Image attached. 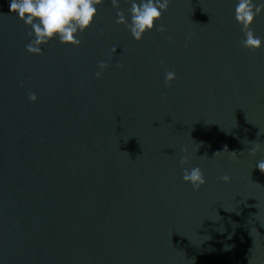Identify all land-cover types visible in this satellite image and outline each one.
<instances>
[{
    "label": "water",
    "instance_id": "obj_1",
    "mask_svg": "<svg viewBox=\"0 0 264 264\" xmlns=\"http://www.w3.org/2000/svg\"><path fill=\"white\" fill-rule=\"evenodd\" d=\"M234 9L171 0L136 41L105 0L80 46L33 55L0 0V264H264V47Z\"/></svg>",
    "mask_w": 264,
    "mask_h": 264
},
{
    "label": "clouds",
    "instance_id": "obj_2",
    "mask_svg": "<svg viewBox=\"0 0 264 264\" xmlns=\"http://www.w3.org/2000/svg\"><path fill=\"white\" fill-rule=\"evenodd\" d=\"M8 2L9 11L30 29L27 33L30 38V42L26 44L27 51L33 55H42L43 46L53 40H58L62 44L80 46V33L87 31L93 25L98 9L105 0H8ZM234 2L235 19L243 33L241 45L250 50H259L264 47V37L257 36L252 25L256 17L264 15V0H234ZM120 3L121 0H111L112 7L118 9L116 23L124 25L136 41H141L148 32L166 31L165 26L159 24V21L163 18V13L168 11L171 0H125V3L130 4L128 9L130 18L123 10H119ZM116 48L113 46L111 51L115 53ZM117 66L123 67L119 64ZM98 67L99 71L95 75L101 78L103 71L109 65L106 61H100ZM176 78L174 68L165 72L166 84L170 85ZM28 99L35 102L38 97L35 92H30ZM261 134L264 133L259 132L258 136ZM250 143L249 153L253 155L264 147L257 141ZM183 151L187 153L188 149L185 148ZM220 153L222 152L217 151L215 156ZM187 161L188 156H183L182 164ZM256 167L264 172V159H259ZM182 178L195 190H199L207 183L204 172L199 166L185 168ZM218 179L225 183L231 181V177L227 174Z\"/></svg>",
    "mask_w": 264,
    "mask_h": 264
}]
</instances>
